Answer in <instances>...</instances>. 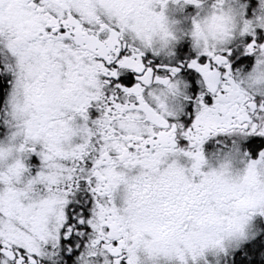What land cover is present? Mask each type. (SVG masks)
Returning a JSON list of instances; mask_svg holds the SVG:
<instances>
[{"label":"snow or ice","instance_id":"obj_1","mask_svg":"<svg viewBox=\"0 0 264 264\" xmlns=\"http://www.w3.org/2000/svg\"><path fill=\"white\" fill-rule=\"evenodd\" d=\"M95 3L0 0V37L11 32L20 38L17 47H0V71L6 73L0 76V88L8 80L3 103L8 96L11 106L25 88L37 105L60 109L41 113L29 150L39 158L35 174L25 165L20 184L0 176V264H135L130 228L119 216V187L105 172L110 166H131L133 153L183 149L186 155H198L209 136L228 133L247 158L264 164V95L248 94L236 79V69L250 67L257 46L264 45V30L201 52L178 45L167 62L159 63L156 54L137 47L117 23L98 13L83 19V7ZM107 3L129 22L145 11L142 0ZM76 49L84 54L77 55ZM56 78L67 81L63 94ZM172 80L185 82L186 89L191 84L195 112L187 125L180 114L159 115L148 100L154 84ZM90 107L96 110L94 117ZM130 113L145 117L150 129L128 134L123 122ZM69 115L87 132L86 142L72 152L61 145L80 142L73 129L49 127V121ZM180 138L187 142L183 147ZM25 177L35 179L21 191ZM221 196L218 206L237 201L244 211L252 207L243 193L225 189ZM139 199L151 207L137 218V235L150 225L161 244L184 238L188 225L197 221L206 230L219 227L207 214L211 194L179 177L148 187ZM222 253L227 255V249ZM232 255L231 264H254L264 256V225Z\"/></svg>","mask_w":264,"mask_h":264},{"label":"clouds","instance_id":"obj_2","mask_svg":"<svg viewBox=\"0 0 264 264\" xmlns=\"http://www.w3.org/2000/svg\"><path fill=\"white\" fill-rule=\"evenodd\" d=\"M187 6H191L192 11L185 14ZM141 7L145 9L143 14L129 22V17L116 11L107 0H96L91 9L83 7L85 15L82 18L87 19L89 13H98L120 25L121 31L129 40L135 41L137 47L166 60L183 41H187L192 51L201 52L219 48L233 37L242 42L244 35L253 34L256 29L264 30V0H255V4L252 0H142ZM19 43L20 38L11 32L0 37V47L5 49L9 45L17 47ZM76 53L84 54L79 49ZM236 79L248 94L264 95V45L257 46L250 67L245 69L241 65L236 69ZM55 86L63 94L66 79L56 78ZM185 95L186 83L172 80L154 84L148 100L159 115L170 117L182 112ZM42 111L60 112V109L54 105H37L25 88L12 98L11 106L9 97H5V102L0 105V124L5 129L4 137H0V176L20 184L26 171L24 161L34 146L33 137ZM12 113L14 115H10ZM69 121H72L71 125ZM123 126L128 134L136 135L151 127L138 113H130ZM49 127L57 130L71 127L79 137V143L61 145L64 151L72 152L86 142L87 132L82 130L86 126L76 123L72 115L49 121ZM119 162L120 157H114V164ZM130 165L110 166L105 172L113 187H119V216L130 228L135 264H162L164 260L188 264L189 259L195 262L194 254L197 258L204 257L205 248L212 255L222 253L240 246L260 231L258 228L253 231L251 218L264 212V164L247 158L239 141L207 155L202 148L193 156L184 154L183 149L167 154L154 152L151 156L133 153ZM178 177L211 194L213 203L207 214L219 227L206 230L197 221L188 225L184 238L168 244L159 242L150 225L142 226L137 235V218L151 207L149 202L139 199L140 194L148 187H159L164 181ZM34 179L25 177L20 190L27 189ZM225 189L243 193L252 207L244 211L237 201L218 206L216 201L223 199L221 193Z\"/></svg>","mask_w":264,"mask_h":264},{"label":"flooded vegetation","instance_id":"obj_3","mask_svg":"<svg viewBox=\"0 0 264 264\" xmlns=\"http://www.w3.org/2000/svg\"><path fill=\"white\" fill-rule=\"evenodd\" d=\"M192 11L191 6H187L185 8V14L190 13ZM180 14L178 13V16ZM178 45H183L184 50H188L189 44L187 41L180 42ZM0 56H3V53L0 52ZM155 60H157L159 63H165L167 62L166 59H162L160 57H154ZM6 73H3L0 71V76H4ZM3 88H0V105L3 104V97L6 92L7 86H8V80H3ZM186 95L190 97L189 99H184L183 102V110L180 113V120L185 124H189L191 120L194 118V112H195V106L192 102L193 93L191 91V84L188 83V88L186 89ZM90 117H94L96 114L95 108L90 107L89 109ZM5 135V129L2 124H0V137H4ZM235 141V138L233 135L228 133H217L214 136H209L204 143L202 144L201 148L202 151L207 155L209 153H216L221 150H225L228 146H230ZM178 145L180 147H183L187 142L183 140V138H180L177 141ZM243 151V150H242ZM25 165L28 167L29 172L32 174H35V172L38 170L39 166V158L35 156L34 153H31L28 155L27 159L24 161ZM259 220L264 222V216L256 215L254 214L251 218V222H258ZM236 248H229L227 249V255L225 253H217L215 255H212L211 253L207 252L205 253L204 257L197 258L195 262H193L191 259L188 260V264H231L233 261V253L236 251ZM162 264H175V261H168L164 260ZM254 264H264V256H257L255 258Z\"/></svg>","mask_w":264,"mask_h":264},{"label":"rangeland","instance_id":"obj_4","mask_svg":"<svg viewBox=\"0 0 264 264\" xmlns=\"http://www.w3.org/2000/svg\"><path fill=\"white\" fill-rule=\"evenodd\" d=\"M177 15H178V13H177ZM256 215H259V214H256ZM251 223H252V225L254 226V227H253V231H256L257 228H258L259 230H261V226L264 225V222L261 221V220H259L258 222H251Z\"/></svg>","mask_w":264,"mask_h":264}]
</instances>
